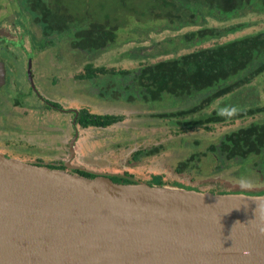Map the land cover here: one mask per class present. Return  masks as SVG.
Wrapping results in <instances>:
<instances>
[{"label": "rangeland", "instance_id": "374dc122", "mask_svg": "<svg viewBox=\"0 0 264 264\" xmlns=\"http://www.w3.org/2000/svg\"><path fill=\"white\" fill-rule=\"evenodd\" d=\"M118 1L54 0L63 4L62 7L66 6L72 17L84 15L91 20H104V16L109 15L119 25L116 45L95 56H88L73 50L69 38L62 34L49 38L54 45L41 50L39 46L43 38L33 18H30L32 16L27 13L25 0H0V48L1 45L9 47L5 40L12 41L9 49L16 52L18 63L17 70L8 75L6 85L0 89V154L30 164L64 167L62 170L73 174L76 170H85L96 175L126 177L133 183H147L155 177L156 183L162 182L167 187L201 189L214 194L226 191L260 195L264 192V176L254 166L256 158L219 170L214 156L207 153V149L229 131L251 122L264 123V113L225 124L188 128L178 126L174 119L159 116L190 107L195 103L193 101L178 102L164 95L162 101L131 104L112 99L107 75H100L99 80L93 81L78 79V75L86 72L87 65L105 68L107 72L134 70L191 51L175 50L169 39L196 27L175 31L155 22L143 23L142 19L138 22L137 16L126 11L129 10L126 7L121 8ZM126 1L131 5L128 8L143 9L136 0ZM206 20L207 26L217 28L246 24L245 28L216 43L264 31V13H247L227 22ZM27 53L35 54L31 67L33 77L29 80L23 55ZM0 58L8 61L6 57ZM28 81L34 84L32 88L36 94L38 91L60 110L44 107L35 95H25L29 92ZM231 106L237 109L264 106V73L249 86L218 100L200 114L186 116L179 121L183 123L215 109ZM81 109L97 115L121 116L122 121L105 129H81L75 125L78 138L74 144V156L67 162L68 145L75 129L72 125L75 114L67 111L78 112ZM158 146L160 151L156 155L144 156L142 153L133 158L138 151L145 152ZM203 153L207 155L200 157L190 169L182 173L176 171L178 164L190 155ZM65 163L70 168H66ZM241 178H247L254 186L242 188Z\"/></svg>", "mask_w": 264, "mask_h": 264}, {"label": "water", "instance_id": "95a60500", "mask_svg": "<svg viewBox=\"0 0 264 264\" xmlns=\"http://www.w3.org/2000/svg\"><path fill=\"white\" fill-rule=\"evenodd\" d=\"M77 138L75 127L67 162ZM261 205L264 195L120 184L0 154V264H264Z\"/></svg>", "mask_w": 264, "mask_h": 264}, {"label": "trees", "instance_id": "16d2710c", "mask_svg": "<svg viewBox=\"0 0 264 264\" xmlns=\"http://www.w3.org/2000/svg\"><path fill=\"white\" fill-rule=\"evenodd\" d=\"M118 2L121 8L126 7L129 9L126 11L134 13L138 22L139 19H142L143 23L155 22L175 31L196 27L195 30L185 32L177 38L169 39L170 46L174 44L175 50L191 51L134 70L107 72L105 68L87 65L86 72L78 75V79L93 81L99 80L100 75H107L106 79L111 83L109 90L112 99L131 104L162 101L164 95H169L178 102L193 101L195 103L190 107L159 116L174 119L178 126L188 128L225 124L264 113L262 106L238 109L236 115L226 117L219 114L222 107L205 116H197L183 123L179 121L186 116L200 114L218 100L249 86L264 73V31L216 43L245 28L246 24L218 28L206 25V19L227 22L247 13H264V0H136L135 2L143 6L139 11L135 7L128 8L131 5L126 0ZM24 5L42 35L40 49L53 46V41L49 38L60 34L69 38L73 50L88 56L100 54L117 43L119 25L109 15H105L103 21L100 18L91 20L84 15L72 17L67 13L66 6L62 7L63 4H57L54 0H25ZM211 42L215 43L204 47ZM56 107L59 108L58 105ZM121 121V116L97 115L81 109L78 111L75 125L81 129H105ZM159 151V146L145 152L138 151L134 153L133 158L136 159L142 153L144 156H153ZM207 153L214 156L219 170L256 158L254 166L264 176V123L251 122L245 127L223 134L216 143L208 147ZM207 153L190 155L187 160L178 164L176 171L182 173L190 169ZM45 166L59 170L64 168ZM75 173L86 178L96 176L85 170H76ZM154 178L147 184L165 186L162 182L156 183ZM110 179L115 183L133 184V181L122 176ZM227 193L229 194L225 191L220 194ZM260 195H264V192Z\"/></svg>", "mask_w": 264, "mask_h": 264}, {"label": "flooded vegetation", "instance_id": "af4514ba", "mask_svg": "<svg viewBox=\"0 0 264 264\" xmlns=\"http://www.w3.org/2000/svg\"><path fill=\"white\" fill-rule=\"evenodd\" d=\"M27 13H28V11H27ZM4 42H5V44H9V47H10V44H11L12 41L9 42L8 40H5ZM1 47L2 48H0L1 49L0 56L8 58V61H4V60H2L0 58V62L3 63L4 69H5V81H7L8 75H10V73L12 71H16L17 70V67H18V63H17V60H16L17 57L14 55L16 52L13 51V50H10L9 47L6 48V47H3L2 45H1ZM39 48H40V46H39ZM4 50H5V52H4ZM41 50H43V49H41ZM23 55H24V58H26V64H25L26 65V78H27V80H29L30 79L29 77H33V75L31 74V67H32V62H33V60L35 58V54L34 53H27V54H23ZM28 59H29V61H28ZM31 83L32 82L28 81L29 92L27 94H25V95H31V94L35 95L38 98V100L42 103V105L44 107L52 109L54 111H59L60 110L58 107H56V105H54L53 103L48 102V100H46L45 98L40 96V94L38 93L37 90H36L37 91V94H36L34 92V89L32 88V86L34 87V84H31ZM22 100H23V98L19 102L21 103Z\"/></svg>", "mask_w": 264, "mask_h": 264}, {"label": "clouds", "instance_id": "9594fccd", "mask_svg": "<svg viewBox=\"0 0 264 264\" xmlns=\"http://www.w3.org/2000/svg\"><path fill=\"white\" fill-rule=\"evenodd\" d=\"M238 112V109L235 106H231V107H225L222 108L219 112L220 115L222 116H226V117H232L234 115H236ZM240 186L244 189H250L252 188L254 185L253 183L248 180L247 178H241V180L239 181ZM261 207H264V205H261ZM261 233H264V228L260 229ZM250 253L245 252V255H249Z\"/></svg>", "mask_w": 264, "mask_h": 264}, {"label": "crops", "instance_id": "0c3cea01", "mask_svg": "<svg viewBox=\"0 0 264 264\" xmlns=\"http://www.w3.org/2000/svg\"><path fill=\"white\" fill-rule=\"evenodd\" d=\"M3 66H4V65H3ZM4 71H5V69H4ZM6 82H7V81H5L4 84H3L2 86H0V89L6 85ZM74 144H75V143H74ZM73 149H74V147H73Z\"/></svg>", "mask_w": 264, "mask_h": 264}]
</instances>
